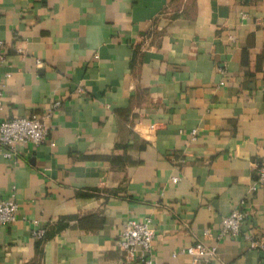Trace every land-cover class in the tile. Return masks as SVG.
Instances as JSON below:
<instances>
[{
	"label": "crops",
	"instance_id": "crops-1",
	"mask_svg": "<svg viewBox=\"0 0 264 264\" xmlns=\"http://www.w3.org/2000/svg\"><path fill=\"white\" fill-rule=\"evenodd\" d=\"M0 39V124L49 130L0 154V264H137L116 240L146 218L153 264H264V0H0Z\"/></svg>",
	"mask_w": 264,
	"mask_h": 264
},
{
	"label": "built area",
	"instance_id": "built-area-1",
	"mask_svg": "<svg viewBox=\"0 0 264 264\" xmlns=\"http://www.w3.org/2000/svg\"><path fill=\"white\" fill-rule=\"evenodd\" d=\"M246 16L245 13H242ZM4 61L3 41L0 39V67ZM9 73L6 76L9 77ZM4 83L0 74V95ZM59 103H54V107ZM192 135H196V130L192 131ZM49 141V130L44 119L38 115L29 117H15L8 119L0 124V154L6 159H15L17 157V146L19 144L33 143L41 145ZM178 178H173V182H177ZM264 186V163L260 166L256 181L252 188L256 189ZM0 201V223L10 225L17 220L18 203L14 197ZM249 217V212L236 209L228 215L222 217L221 224L218 226V237H238L242 232V225ZM35 239L45 237L46 229L39 228L33 232ZM205 234H210V229L205 230ZM155 238V230L152 226V219L146 218L143 221L130 219L128 220L122 232L116 240V246L125 253L128 263L137 264H153V243ZM251 243V247H264L260 239L247 235ZM260 240V241H259ZM187 252L193 257L194 262L200 258L213 259L217 256V246H207L202 241L188 247Z\"/></svg>",
	"mask_w": 264,
	"mask_h": 264
}]
</instances>
